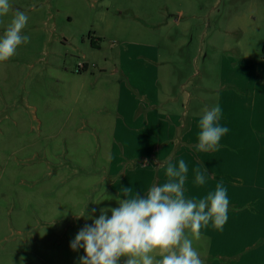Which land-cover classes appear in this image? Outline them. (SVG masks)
I'll return each mask as SVG.
<instances>
[{
    "label": "rangeland",
    "instance_id": "obj_1",
    "mask_svg": "<svg viewBox=\"0 0 264 264\" xmlns=\"http://www.w3.org/2000/svg\"><path fill=\"white\" fill-rule=\"evenodd\" d=\"M10 3L0 35L18 9L30 42L0 63V264H80L76 234L123 198L112 185L127 163L114 138L125 66L158 47L171 92L213 107L226 68L264 58V0Z\"/></svg>",
    "mask_w": 264,
    "mask_h": 264
},
{
    "label": "crops",
    "instance_id": "obj_2",
    "mask_svg": "<svg viewBox=\"0 0 264 264\" xmlns=\"http://www.w3.org/2000/svg\"><path fill=\"white\" fill-rule=\"evenodd\" d=\"M137 57L125 66V94L119 97L114 138L124 154L117 160L127 163L113 173L112 188L123 196L127 187L145 195L167 181L169 162L178 166L184 159L186 198L202 199L222 182L230 201L223 229L210 222L193 241L205 264H264V58L252 60L246 53L226 68L214 106L221 107L219 124L229 132L218 149L200 152L198 122L211 104L191 93L180 99L171 92L158 47L146 48L141 61ZM197 169L206 172L203 185L196 183Z\"/></svg>",
    "mask_w": 264,
    "mask_h": 264
},
{
    "label": "clouds",
    "instance_id": "obj_3",
    "mask_svg": "<svg viewBox=\"0 0 264 264\" xmlns=\"http://www.w3.org/2000/svg\"><path fill=\"white\" fill-rule=\"evenodd\" d=\"M10 11V0H0V24ZM28 19L25 12L15 11L0 35V63L14 57L21 45L30 42L23 32ZM221 112L219 104L202 109L197 151L218 149L222 137L229 132L227 126L219 124ZM187 172L185 160L180 159L178 166L168 163L167 181L151 186L145 195L123 188V198L117 199L119 206L102 209L92 225H85L71 242L73 250H84L80 264H120L122 258H126L124 264H205L193 241L201 239L202 228L210 222L215 229H223L229 218L230 201L222 182L202 199L186 198ZM204 173L197 169V184L205 183ZM84 215L85 212L78 217Z\"/></svg>",
    "mask_w": 264,
    "mask_h": 264
},
{
    "label": "built area",
    "instance_id": "obj_4",
    "mask_svg": "<svg viewBox=\"0 0 264 264\" xmlns=\"http://www.w3.org/2000/svg\"><path fill=\"white\" fill-rule=\"evenodd\" d=\"M88 68V65L87 64H79V71H82V70H86Z\"/></svg>",
    "mask_w": 264,
    "mask_h": 264
}]
</instances>
